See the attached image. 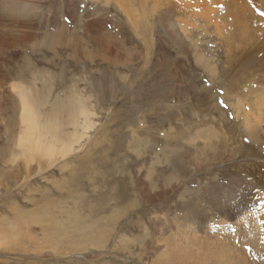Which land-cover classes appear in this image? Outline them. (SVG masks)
Segmentation results:
<instances>
[{"label":"rangeland","instance_id":"374dc122","mask_svg":"<svg viewBox=\"0 0 264 264\" xmlns=\"http://www.w3.org/2000/svg\"><path fill=\"white\" fill-rule=\"evenodd\" d=\"M31 3L0 5V264H220V246L264 264V136L221 85L226 0ZM108 32L129 62L105 59ZM213 120L222 139L194 134Z\"/></svg>","mask_w":264,"mask_h":264},{"label":"bare ground","instance_id":"6f19581e","mask_svg":"<svg viewBox=\"0 0 264 264\" xmlns=\"http://www.w3.org/2000/svg\"><path fill=\"white\" fill-rule=\"evenodd\" d=\"M251 2H252V0H226L227 10L221 15V17L219 19V21H220V25L218 26L219 33L223 36V40H225L224 42H225V46L227 48L229 61L232 60L233 64L236 65V67H237L236 68V70H237L236 74L233 75V71H229L227 81H225V83L223 82L221 85H224V87L226 88V91H227L226 95H225L226 99L232 101L234 110H236V112L240 116L242 115V111L244 112V110H243L244 102H245V104H247L249 112L244 114L245 119H243L244 120L243 124L245 126L243 127V129L244 128L246 129L245 133H246L247 137H249L251 140H254L255 142H260L262 139L261 137L264 136V127L262 124V122L264 123V4L255 8L256 11H253L248 6V4L249 5L251 4ZM3 3L4 4H2V3L1 4L4 5L5 7H10V6L14 7V10H16V11H17V9L15 7H17L18 5H21V7H22L21 10H22L24 8L23 6H26L25 9H27V8L30 9L31 4H32L31 0H28V1H26V3H23V4L20 2L9 3L7 0H3ZM17 13L21 14L22 12L17 11ZM176 33L181 37V35H182L181 33L177 32V31H176ZM59 36H60V34H58V33H52L49 36V39L47 41H50V40L58 41L61 38ZM112 39H114V38L111 37L110 32L97 35V40L99 41V44L102 45L101 51H104L103 53H105V55H104V57H106L105 59L109 62L112 60V62H114L116 64H120V65L123 62L124 63L129 62L132 59L131 58L132 54L130 56L127 51H126L127 53L124 50L122 51L121 46L117 45L118 40L116 41V39H115V41H116L115 42ZM115 43H117V44H115ZM119 44L121 45L122 43L120 42ZM49 46L54 48L55 44H52ZM78 49H79L78 47L77 48L75 47L72 49L74 51V54L76 55V57L79 55ZM123 49H124V47H123ZM81 58L88 60V58H90V57L85 52H83ZM211 76L212 77L214 76L213 72H212ZM36 81L43 83V81L40 80L39 75H36ZM44 83H45V81H44ZM28 85H30V84H28ZM28 88H29V90H31L30 94L38 96L39 98L43 95V93L41 92L42 90L36 89L34 86L32 87V85L29 86ZM24 96H25V100L29 99V98L32 99L31 98L32 96H30L29 94H26L25 92H24ZM28 96H29V98H27ZM67 98H69V97H67ZM42 99L43 100L46 99L44 97V95H43ZM78 100H80V99H78ZM63 101L64 100H62V102ZM65 104H66V107H65L63 112L61 111V109H59L60 107H58L57 104H55V106H53L52 112L48 116V119H47V121H48L47 128H49V127L51 128V126H49V125H51V122H53L52 120L54 119L55 115L59 112H60V114L61 113H67L69 115L70 120H71V117L75 116L74 115L75 110H76L75 107L77 105L72 103V101H71L70 106H67V104L69 105V103H65ZM65 104H63V106H65ZM78 104H80V103H78ZM232 104H231V106H232ZM80 108H81L80 113H78L79 117L81 115L84 116L86 113L85 109L82 106H80ZM206 108H208V107H206ZM14 111H15V109H14ZM223 113L225 114V112H223ZM214 120H213L214 123L212 125V126H214L213 128H211V129L208 128V130H207V129H205L207 127V125H203L205 128L203 127L204 129L200 130L202 128V124H200L199 125L200 129L196 130V132L194 134H196V135L199 134L200 136H204L206 138H209L210 140L213 138L214 139H222L223 138L221 135L222 132L220 133V130L219 129L217 130V128H216V126H217L216 122L217 121H214ZM73 121H74V119H73ZM200 123L205 124V121L203 122L202 120H200ZM191 131H193V130H190V132ZM189 134L191 135L192 133H189ZM224 134H225V131H224ZM54 135H56V133H54ZM196 137H194V138H196ZM140 143L143 144V141L136 142V146L139 147ZM9 148H7V149H9ZM205 151H206V149H205ZM167 160H169V159H167ZM6 173L7 172H5V174ZM164 193H165V191H164ZM222 201L219 200V203L221 205V212L223 210L222 206L224 203ZM236 206H237V204H236ZM237 209H239V208H237ZM242 209H244V206ZM226 210H223V211L225 212ZM225 215H226V212H225ZM140 240L143 242L146 241L145 239H140ZM217 251H219L218 254L220 257V264H223V263L227 264L228 262H230V264L231 263L232 264H250V262H248L247 258H245V257L240 258V256L235 257L234 253L231 252V249H227L225 246H220ZM240 253L245 254L246 252L244 251V252H240ZM208 261H211V260H208V258L205 259V264H209ZM157 264H162V262L157 263ZM163 264H168V263H163Z\"/></svg>","mask_w":264,"mask_h":264}]
</instances>
